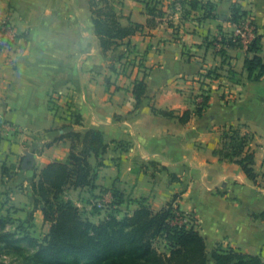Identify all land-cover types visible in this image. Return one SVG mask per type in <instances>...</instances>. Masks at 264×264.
<instances>
[{"label":"crops","instance_id":"0c3cea01","mask_svg":"<svg viewBox=\"0 0 264 264\" xmlns=\"http://www.w3.org/2000/svg\"><path fill=\"white\" fill-rule=\"evenodd\" d=\"M110 1L122 25L142 28L104 51L90 0H0V18L9 16L18 34L0 49L2 211L30 219L32 235H45L51 222L33 182L48 163L67 158L71 139L63 133L96 128L107 146L88 156L95 185L67 186L64 198L89 209V200L113 201L116 191L121 212L130 214L142 202L158 210L175 197L195 217L208 252L220 243L258 254L264 264V218L254 215L264 211V76L247 78L248 46L221 41L236 28V4L253 20L264 56V0H199L195 8L189 0ZM147 2L162 13H148ZM142 78L138 103L133 87ZM199 93L209 99L197 114ZM71 112L79 122L71 123ZM229 126L253 134L241 156L253 153L255 179L215 152ZM28 151L33 160L23 166ZM105 214L101 208L87 216L98 222Z\"/></svg>","mask_w":264,"mask_h":264},{"label":"trees","instance_id":"16d2710c","mask_svg":"<svg viewBox=\"0 0 264 264\" xmlns=\"http://www.w3.org/2000/svg\"><path fill=\"white\" fill-rule=\"evenodd\" d=\"M200 3L199 0H189L192 8ZM206 4L207 15H212V5ZM90 6L95 32L104 51L142 28L141 24L135 22L122 25L110 0H90ZM146 7L150 14L162 13L156 2H147ZM245 16L246 11L233 4L231 20L238 22ZM260 39V35L251 39L248 51L253 55L244 60L247 78L252 80L264 76V56L258 54L261 50ZM221 41L228 45H240L229 36H223ZM144 90V79H136L133 91L138 103ZM201 96L200 102L196 103L197 114L208 105L209 95L202 93ZM50 107L57 109L53 100ZM154 111L172 114L155 107ZM71 113V123L79 122L80 115ZM189 116L190 112L186 110L180 119L184 121ZM63 136L71 139L67 158L48 163L33 182L35 201L42 203L44 218L51 222L48 232L38 238L30 232V219L15 218L9 212L0 213V251H10L13 247L21 249L23 242L35 247L31 254L23 255L26 264H208L209 256L214 264H263L258 254L246 253L231 246L224 248L220 243L208 252L195 217L189 212L184 220L185 211L173 204L175 197L158 210L142 202L132 213L118 216L116 208L121 200L114 191L117 198L111 201V206L116 208H107L105 216L98 222L91 220L71 199L64 198V189L67 186L94 187L97 174L88 156L91 152L97 156L103 153L107 143L102 131L96 128L84 132L68 130ZM221 137V147L215 150L219 157L238 162L247 176L255 179L253 153L249 151L241 156L253 134L242 133L238 127L229 126ZM3 173H6L5 168ZM100 209L93 206L91 213ZM254 215L264 218V211ZM8 226L13 229L6 230ZM158 239L165 242L168 252L158 249Z\"/></svg>","mask_w":264,"mask_h":264},{"label":"built area","instance_id":"2783aa9c","mask_svg":"<svg viewBox=\"0 0 264 264\" xmlns=\"http://www.w3.org/2000/svg\"><path fill=\"white\" fill-rule=\"evenodd\" d=\"M175 8H180V2L174 3ZM236 28L229 35L232 41L239 43L245 47L248 46L251 39L255 36V25L249 16L243 17L240 21L235 22ZM17 31L14 24L11 22L9 16L0 18V49L8 48L15 41L17 37ZM202 93H199L201 96ZM202 99V96H201ZM104 202H111V199L105 197L96 199L91 202V206H97L103 208L106 204ZM188 218V212H185V219Z\"/></svg>","mask_w":264,"mask_h":264},{"label":"rangeland","instance_id":"374dc122","mask_svg":"<svg viewBox=\"0 0 264 264\" xmlns=\"http://www.w3.org/2000/svg\"><path fill=\"white\" fill-rule=\"evenodd\" d=\"M93 200H95V198L92 199V200H89V202L91 203ZM0 203H2V202L0 201ZM104 203L106 205L103 207V209H107V208H109V209L112 208L113 209V208H116L113 205L111 206V202H104ZM81 206L79 208L86 215H88L89 212H90V210L93 208V206H91V205H90L89 209H86L85 206H83V205H81ZM109 206H111V207H109ZM2 207L3 206L0 204V213L5 214L6 212H3L2 211L3 210ZM116 209H117V213H118L117 215L118 216H122L125 213V212H121L122 209L120 207H117ZM10 228H12V227L8 226L6 228V230H9ZM38 238H41V237H38ZM156 246L158 247V249L160 251L168 252V248H166V246L163 244L162 239H158L156 241ZM20 248L21 249L16 250V248L13 247L12 249H10V251H4V250L0 251V264H26L25 263L26 261L24 262L25 259H24V256L23 255L31 254L35 250V247L28 246V245H26V243L23 242V243L20 244Z\"/></svg>","mask_w":264,"mask_h":264},{"label":"water","instance_id":"95a60500","mask_svg":"<svg viewBox=\"0 0 264 264\" xmlns=\"http://www.w3.org/2000/svg\"><path fill=\"white\" fill-rule=\"evenodd\" d=\"M33 160V152L28 151L26 155L23 158V166H28L31 164V161Z\"/></svg>","mask_w":264,"mask_h":264}]
</instances>
